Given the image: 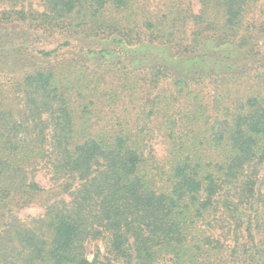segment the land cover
Here are the masks:
<instances>
[{"label":"trees","instance_id":"obj_1","mask_svg":"<svg viewBox=\"0 0 264 264\" xmlns=\"http://www.w3.org/2000/svg\"><path fill=\"white\" fill-rule=\"evenodd\" d=\"M261 1L0 0V264H264Z\"/></svg>","mask_w":264,"mask_h":264},{"label":"rangeland","instance_id":"obj_2","mask_svg":"<svg viewBox=\"0 0 264 264\" xmlns=\"http://www.w3.org/2000/svg\"><path fill=\"white\" fill-rule=\"evenodd\" d=\"M39 1L40 0H33V3L38 6ZM260 6L262 8H264V1H261ZM155 147L159 153L163 152L161 145L156 144ZM36 179L38 180L40 185L42 187H45V188H49L55 184V182L51 179V174L45 169H42L38 172ZM261 191L264 192V184L261 185ZM45 211H46L45 205H40V204L34 203V204H31L29 206L22 208L19 211L18 216L24 220H26V219L28 220L30 217L43 216L45 214ZM94 247H95V242L88 244L89 256H92V250L94 249Z\"/></svg>","mask_w":264,"mask_h":264}]
</instances>
